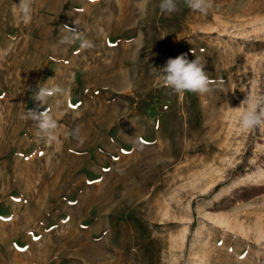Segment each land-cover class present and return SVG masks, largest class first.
Wrapping results in <instances>:
<instances>
[{
    "label": "rangeland",
    "instance_id": "374dc122",
    "mask_svg": "<svg viewBox=\"0 0 264 264\" xmlns=\"http://www.w3.org/2000/svg\"><path fill=\"white\" fill-rule=\"evenodd\" d=\"M19 2L0 0V264H264V194L214 208L264 185V125L240 128L264 96V0H33L28 21ZM180 55L209 92L153 71ZM44 84L63 95L41 105ZM47 108L54 140L22 118Z\"/></svg>",
    "mask_w": 264,
    "mask_h": 264
},
{
    "label": "clouds",
    "instance_id": "9594fccd",
    "mask_svg": "<svg viewBox=\"0 0 264 264\" xmlns=\"http://www.w3.org/2000/svg\"><path fill=\"white\" fill-rule=\"evenodd\" d=\"M181 2L183 6L200 13H207L213 8V0H160L159 8L162 14L171 15L180 10ZM33 0H20L14 11L17 9L22 15L24 21H28L32 14ZM147 0H139L138 8L143 12L146 9ZM65 29L72 35H66L62 38L61 43L72 44L77 39L81 41L82 48L92 47V42L83 38L78 28ZM157 72L165 85L170 87L176 93H200L204 94L211 90L212 81L210 80L201 58L196 56L195 60L189 61L185 55L176 58H169L166 65L162 68L153 69ZM64 89L60 85L44 84L34 93L33 99L41 105H46L51 97L63 95ZM246 105V107H243ZM264 96L248 97L241 103L240 128L244 131L264 125ZM25 119H31L35 122L38 133L46 140H54L58 121L55 119L50 108L45 111H28ZM78 142L83 143L84 138L81 135L79 126L71 129L69 133Z\"/></svg>",
    "mask_w": 264,
    "mask_h": 264
},
{
    "label": "trees",
    "instance_id": "16d2710c",
    "mask_svg": "<svg viewBox=\"0 0 264 264\" xmlns=\"http://www.w3.org/2000/svg\"><path fill=\"white\" fill-rule=\"evenodd\" d=\"M264 194V185L262 186H252V187H244L236 192L233 198L223 199L219 204L214 206L217 210H226L228 209L227 201L230 200L231 203L235 202L236 200H243L249 201Z\"/></svg>",
    "mask_w": 264,
    "mask_h": 264
}]
</instances>
